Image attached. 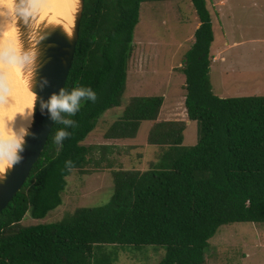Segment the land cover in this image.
Wrapping results in <instances>:
<instances>
[{"label": "trees", "instance_id": "1", "mask_svg": "<svg viewBox=\"0 0 264 264\" xmlns=\"http://www.w3.org/2000/svg\"><path fill=\"white\" fill-rule=\"evenodd\" d=\"M190 1L200 27L185 56L188 122L159 121L163 97H135L105 135L136 139L152 122L148 145L160 147L147 171L112 172L114 192L100 208H81L56 223L27 226L63 205L67 178L88 166L113 162L114 148L84 145L104 114L122 106L141 6ZM215 41L209 0H84L76 53L65 88L97 93L74 117L78 127L56 146L52 138L20 193L0 215V264H96L94 247H165L159 264H207L210 241L223 226L264 224V97L222 99L210 79ZM198 143L186 147L189 123ZM100 155L95 160L96 154ZM73 161L69 171L65 161Z\"/></svg>", "mask_w": 264, "mask_h": 264}, {"label": "rangeland", "instance_id": "2", "mask_svg": "<svg viewBox=\"0 0 264 264\" xmlns=\"http://www.w3.org/2000/svg\"><path fill=\"white\" fill-rule=\"evenodd\" d=\"M213 1L218 4L221 0ZM222 1H226L225 6L213 7L209 0L215 33L211 53L217 60L210 72L213 91L222 99L264 97V0ZM199 24L190 1L142 4L122 106L106 112L84 142L87 147L114 148L107 156L113 166L110 168L105 161L98 167L92 162L87 169L93 174L73 172L67 178L63 205L44 220L36 221L28 215L25 225L56 223L78 209L103 207L113 196V171L143 172L157 161L161 148L148 145L152 122L142 123L133 140L107 141L105 135L135 97H163L164 114L169 107L176 108L173 116L167 115L164 119L188 122L186 77L182 67ZM197 143L195 122L188 125L184 145L194 147ZM100 155L96 154L94 159L99 160ZM93 251L96 264H159L167 254L165 247H94ZM206 258L207 264H264V224L237 223L221 227L210 241Z\"/></svg>", "mask_w": 264, "mask_h": 264}, {"label": "clouds", "instance_id": "3", "mask_svg": "<svg viewBox=\"0 0 264 264\" xmlns=\"http://www.w3.org/2000/svg\"><path fill=\"white\" fill-rule=\"evenodd\" d=\"M55 16L51 0H0V180L23 159L21 153L30 134L38 99L32 89L38 83L39 50L38 44L33 46L31 36L37 22L40 28L35 31L41 35L42 29L54 25L50 21ZM48 84L47 78L39 81L41 89ZM21 90L28 94V102L22 108L17 102ZM97 98L96 91L88 86L71 90L64 87L47 100L40 98L41 113L48 115L54 124L63 126L52 138L56 146H62L71 137L68 129L78 127L77 121L70 117L76 116L84 103H95ZM18 114L26 124L16 129L13 122ZM64 166L70 171L73 161H65Z\"/></svg>", "mask_w": 264, "mask_h": 264}, {"label": "water", "instance_id": "4", "mask_svg": "<svg viewBox=\"0 0 264 264\" xmlns=\"http://www.w3.org/2000/svg\"><path fill=\"white\" fill-rule=\"evenodd\" d=\"M83 8L84 0H82V12ZM81 18L82 13L76 23V37L73 42L61 31L51 32L43 38L42 60L44 63L38 71V83L35 88L38 100L36 102L34 122L30 134L25 139L24 151L21 153L23 159L0 182V215L20 193L29 179L33 167L41 158L48 144L54 122L48 115L41 113L40 98L47 100L53 93L58 94L66 86L76 53ZM43 78H47L49 84L41 89L39 81Z\"/></svg>", "mask_w": 264, "mask_h": 264}, {"label": "bare ground", "instance_id": "5", "mask_svg": "<svg viewBox=\"0 0 264 264\" xmlns=\"http://www.w3.org/2000/svg\"><path fill=\"white\" fill-rule=\"evenodd\" d=\"M51 3L56 9V16L52 21H50V23L54 25L42 29L40 35L39 32L35 31V29L40 28V22H37L33 34L31 36V42L33 43V46L38 44L37 45L39 50L38 61L40 64L39 69L42 67L44 63L42 60L43 58L42 41L44 36L50 34L51 32L61 31L71 42H73L76 37V23L82 13V0H51ZM22 31H24L23 27H22ZM38 71H37L36 80L38 77ZM35 88L36 86L32 89L34 92H35ZM17 102H18V106L22 108L28 102V94L23 90H21ZM33 122H34V115L31 126L29 128V133L32 129ZM25 124L26 121L18 114L15 121L13 122L14 127L16 129H19V127L25 126ZM10 170L11 169H9L8 172ZM1 181L2 180H0V182Z\"/></svg>", "mask_w": 264, "mask_h": 264}, {"label": "crops", "instance_id": "6", "mask_svg": "<svg viewBox=\"0 0 264 264\" xmlns=\"http://www.w3.org/2000/svg\"><path fill=\"white\" fill-rule=\"evenodd\" d=\"M252 1H253V0H252ZM211 2H212L213 7L217 6L218 4H219V5H223V6L226 5V4H225L226 1H222V0H221L218 4H217L216 1H213V0H211ZM219 18H220V17H219ZM199 27H200V24H199V26L197 27V30H198ZM194 35H195V33H194ZM192 41H193V44H194L195 38H194V40H192ZM214 61H217L216 58H214ZM185 101H186V99H185ZM175 111H176V108H175V107H169L168 111H166L165 114H164V107H163L158 122L169 121V120H167L166 118L164 119V117H166L167 115H168V116H173L174 113H175ZM163 114H164V115H163ZM184 121H185V120H184ZM190 124H191V123H189L188 125H190Z\"/></svg>", "mask_w": 264, "mask_h": 264}]
</instances>
